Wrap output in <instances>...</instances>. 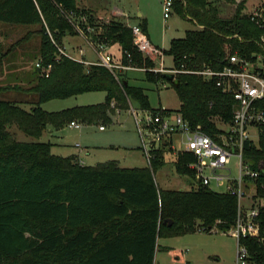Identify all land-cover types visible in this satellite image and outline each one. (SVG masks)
I'll use <instances>...</instances> for the list:
<instances>
[{
	"label": "trees",
	"instance_id": "1",
	"mask_svg": "<svg viewBox=\"0 0 264 264\" xmlns=\"http://www.w3.org/2000/svg\"><path fill=\"white\" fill-rule=\"evenodd\" d=\"M214 1L171 0V8L196 26L170 38L168 47L162 48L172 58L167 67L219 69L234 50L243 55L259 49L255 38L261 30L244 12V1L230 16H221ZM68 12L82 26V16L91 25H100L98 34L92 32L98 41L119 45L120 54L111 55L113 61L142 68L148 81L168 80L180 99L178 111L212 138H217L218 121L232 116V93L200 74L179 71L174 83L166 71L154 70L156 57L138 49L131 26L122 19L97 22L91 9L78 0H0V21L32 26L4 54L11 53L12 58L16 46L36 34L34 58L51 63L48 75L33 64L25 87L0 85V94L6 87L36 94L29 108L0 96V264H153L159 236L191 231L197 221L230 227L237 201L229 192L194 180L188 189L157 186L153 172L167 161L166 142L153 151L148 165L121 166L115 159L86 164L72 154L52 152L49 141L39 140L47 124L58 128L74 120L104 126L112 122L115 109L128 108L132 101L139 108L153 109L142 86L130 83L125 74L59 52L64 36L78 32ZM139 25L146 31L145 18ZM90 90H103L104 100L50 111L40 105ZM255 105L264 110V97ZM12 125L33 139L15 138ZM243 155L259 170L257 182H264V137L247 143ZM191 158L184 151L170 161L177 173L192 175L186 165ZM261 215L264 225V209ZM241 240L250 264H264V241L253 236Z\"/></svg>",
	"mask_w": 264,
	"mask_h": 264
},
{
	"label": "rangeland",
	"instance_id": "2",
	"mask_svg": "<svg viewBox=\"0 0 264 264\" xmlns=\"http://www.w3.org/2000/svg\"><path fill=\"white\" fill-rule=\"evenodd\" d=\"M165 0H78L79 4L91 9L97 22H105L110 18H120L129 25L135 21H139L141 12L146 20V30L151 44L162 48H167L169 40L172 37L183 36L184 31L188 28L195 27L190 19L184 18L176 13L171 7L168 17L163 15V3ZM244 12L248 11L253 4L259 3L261 0H243ZM214 3L219 7L221 16H230L234 13L237 3L230 0H216ZM113 6H116L113 9ZM118 7V8H117ZM122 10H121V9ZM112 9V10H111ZM101 16V17H99ZM127 17V20L125 19ZM75 20L79 18L74 17ZM32 26L21 24L10 25L0 21V85H8V83L18 84L21 86L28 85L26 79L28 72L32 69L37 58L33 54L36 53L38 45V36L31 34L29 39L16 46L15 55L11 53L4 54L6 47ZM67 36L64 37L65 47L69 52L78 54L77 48L72 44L82 45L86 49V57H96V53L91 46L83 40L82 37L76 36L73 40L66 42ZM115 55L120 54V48L114 43L112 48ZM88 51V52H87ZM162 53V52H161ZM160 52L154 53L158 61V67L171 66L172 58L170 55ZM84 55V54H83ZM120 63V62H119ZM119 74H125L130 83L142 86L148 96L150 106L158 108L164 106L171 113L178 111L180 107V99L175 88L168 80H161L158 83L148 81L145 78L144 71L138 69L116 68ZM11 72L15 78L8 73ZM1 97L10 99L11 101L29 108L36 99V94L14 87L3 88ZM105 92L103 90H90L75 95L62 98H51L40 103L41 107L46 110H58L78 104L96 103L103 101ZM140 111L137 103L132 101L128 108L114 110L111 114L112 122L105 123L104 129H99L97 123L83 124L79 129H70L64 126L62 139L66 142L67 148L73 150L74 142L85 143L88 139L95 144V149L89 154L81 155L80 160L86 164H95L97 162L115 159L121 166H142L148 165V160L144 154L143 147L138 135L136 124L132 114V108ZM144 109V108H143ZM221 128H228L223 122L217 123ZM51 125L47 124L45 130L39 137V140H47L55 138L50 134ZM13 136L19 140L33 139L31 136L20 131L16 125L10 127ZM61 131L58 132V134ZM83 133V135H82ZM173 145L176 149L182 148L184 144L181 142V136L175 134L173 136ZM60 148H53L52 152L59 153ZM173 153L168 152L167 161L157 167L153 174L160 188H184L188 189L194 185L192 175L177 173L170 161ZM235 161V159L232 157ZM232 163V160L229 161ZM235 168H233V171ZM213 189L222 190L212 184ZM245 201V200H244ZM199 221H197L198 223ZM217 230H196L184 232L177 235L159 236L156 240V250L154 254L153 264H235L236 259V239L228 233L221 231V228L215 226ZM179 254V256L176 255Z\"/></svg>",
	"mask_w": 264,
	"mask_h": 264
},
{
	"label": "built area",
	"instance_id": "3",
	"mask_svg": "<svg viewBox=\"0 0 264 264\" xmlns=\"http://www.w3.org/2000/svg\"><path fill=\"white\" fill-rule=\"evenodd\" d=\"M234 1L239 3L242 0ZM170 7L171 0H165L163 3L165 17L169 15ZM245 12L261 30L259 37L255 38L259 46L258 50L243 55L234 50L228 55L227 63L219 69L210 66L193 69L164 67L162 62L161 66L153 68L172 72L174 75L179 71L200 74L207 79H213L223 92L232 93L235 104L231 119L226 122L218 121L226 123L228 128H221L217 124L219 131L216 139L205 133L200 125H192L179 111L171 113L164 106L153 109L140 108V111L131 108L148 162L154 156L153 151L158 149L162 142H166V147L173 155L184 151L192 155L186 165L191 170L196 184L212 189V184H214L223 187L219 191H227L236 197L237 209L234 221L230 227L221 229L236 239L235 264H250L248 249L242 242V237L253 236L264 241V225L261 215V210L264 209V182H257L259 170L253 168L250 161L243 155L247 143H255L261 136L264 137V110L255 105L257 99L264 97V0L253 4ZM68 17L86 42L99 53V57L94 61L87 60L83 56L84 48L81 46L77 48L78 54L69 52L64 45L58 46L61 54L84 64H104L112 71L116 68H135L130 64L113 61L109 53H102L106 43L92 36L94 30L97 34L100 32V25H91L82 16L80 19L85 20V25L82 26L79 19L75 20L71 12H68ZM130 26L133 42L138 49L151 55L162 52L159 47L150 43L139 24ZM34 65L39 67L43 75H48L51 68V63H42L40 57L35 60ZM69 125L79 127L80 122L71 120ZM99 128H103V125H99ZM175 134L181 136V142L184 144L182 148L174 147L173 136ZM232 157L235 161L231 159ZM230 160L232 163L229 162ZM233 168H235L234 171ZM215 226L217 225L198 222L195 224V229L213 231L217 230ZM186 264L191 263L188 261Z\"/></svg>",
	"mask_w": 264,
	"mask_h": 264
},
{
	"label": "crops",
	"instance_id": "4",
	"mask_svg": "<svg viewBox=\"0 0 264 264\" xmlns=\"http://www.w3.org/2000/svg\"><path fill=\"white\" fill-rule=\"evenodd\" d=\"M116 6H113V9L115 8ZM118 8V7H117ZM121 9V8H120ZM112 10V9H111ZM122 10V9H121ZM138 15L140 16V19H142V17H143V15H142V13L141 12H138ZM99 17H101V16H99ZM166 17H168V16H166ZM126 20H127V17L125 18ZM128 21V20H127ZM139 22H140V20L138 21H135L133 24H139ZM145 33H146V35H147V37H148V39H149V36H148V34H147V30L145 31ZM65 36H67L68 38H66L65 40H66V42L67 41H69V40H73L74 38H76V36H80V37H82L83 38V40L84 41H86L85 40V38L82 36V34L80 33V32H77V33H75V34H67V35H65ZM64 36V37H65ZM113 44L114 43H106L105 44V47H104V49H103V51H102V53H109L110 55H115L114 53V51H112L111 50V48H112V46H113ZM63 45H64V48L66 49V47H65V41L63 42ZM95 45V44H94ZM93 45V46H94ZM72 46L74 47V48H78V47H82V45H79V44H77V43H75L74 45L72 44ZM91 46V48L93 49V51L96 53V57H94V58H92V57H86V55H85V52H86V49L84 48V57L87 59V60H92V61H94V60H97L98 59V57H99V53H97L96 52V50L92 47V45H90ZM67 50V49H66ZM88 52V51H87ZM127 69H140V70H143L142 68H137V67H135V68H127ZM116 110H119V109H116ZM80 124H81V122H80ZM83 124H93V123H83ZM64 126H67V127H69L70 129H79L80 127H81V125L79 126V127H74V126H70L69 125V122L68 123H66V124H64L63 126H61V127H58V128H54L52 125H51V127L52 128H50L49 130H50V134L52 135V136H54L55 138H51V139H47V140H45V141H49L50 143H51V151H52V149L55 147V148H60V149H58V150H60V151H58L59 153H57V154H61V155H68V154H72V155H74V156H76L79 160H80V157H81V155H83L84 153H85V155H89L94 149H95V144L92 142V141H90V140H88V139H84V140H86L85 141V143H83V141H82V144L81 143H79L78 141L77 142H74V148H73V150H71V149H68L67 148V145H69V144H67L68 142H66V141H64L63 139H62V136H64V133L62 132V129L64 128ZM98 128H99V124H98ZM99 129H104V127L103 128H99ZM59 131H61L60 133L61 134H58V132ZM82 135H83V133H82ZM81 162H84L83 160H80ZM191 263V262H190Z\"/></svg>",
	"mask_w": 264,
	"mask_h": 264
},
{
	"label": "water",
	"instance_id": "5",
	"mask_svg": "<svg viewBox=\"0 0 264 264\" xmlns=\"http://www.w3.org/2000/svg\"><path fill=\"white\" fill-rule=\"evenodd\" d=\"M167 77L169 80L173 81L174 83H178L177 78L175 77L174 73L172 72H166Z\"/></svg>",
	"mask_w": 264,
	"mask_h": 264
}]
</instances>
